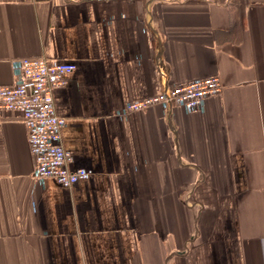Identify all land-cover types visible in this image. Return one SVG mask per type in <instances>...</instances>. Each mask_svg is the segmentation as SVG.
<instances>
[{
    "label": "crops",
    "instance_id": "obj_1",
    "mask_svg": "<svg viewBox=\"0 0 264 264\" xmlns=\"http://www.w3.org/2000/svg\"><path fill=\"white\" fill-rule=\"evenodd\" d=\"M25 56L56 88L71 187L0 118V264H264V0H0V85ZM219 77L193 111L132 101Z\"/></svg>",
    "mask_w": 264,
    "mask_h": 264
},
{
    "label": "built area",
    "instance_id": "obj_2",
    "mask_svg": "<svg viewBox=\"0 0 264 264\" xmlns=\"http://www.w3.org/2000/svg\"><path fill=\"white\" fill-rule=\"evenodd\" d=\"M75 69L74 62L25 56L21 59L17 82L0 85V118L10 111L22 113L36 162L35 175L39 178L53 177L65 187H71L90 175L85 168H70L72 154L61 142V128L65 119L57 114L55 108V89L64 85ZM221 90L219 77H207L180 83L153 98L132 101L127 108L140 110L163 100L197 111L206 97Z\"/></svg>",
    "mask_w": 264,
    "mask_h": 264
}]
</instances>
